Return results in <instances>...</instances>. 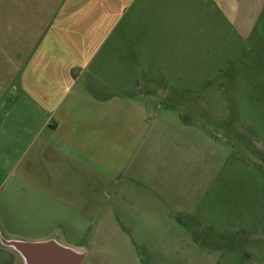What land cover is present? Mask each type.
<instances>
[{"label":"rangeland","instance_id":"374dc122","mask_svg":"<svg viewBox=\"0 0 264 264\" xmlns=\"http://www.w3.org/2000/svg\"><path fill=\"white\" fill-rule=\"evenodd\" d=\"M55 3L0 0V91ZM125 8L73 73L83 160L40 140L0 176V264L50 238L83 264H264V11L245 37L209 0Z\"/></svg>","mask_w":264,"mask_h":264},{"label":"crops","instance_id":"0c3cea01","mask_svg":"<svg viewBox=\"0 0 264 264\" xmlns=\"http://www.w3.org/2000/svg\"><path fill=\"white\" fill-rule=\"evenodd\" d=\"M54 1L48 13L50 17L43 20L40 27L32 32L23 31L12 46L5 45L10 70L5 90L0 91V176L11 174L13 166H17L27 150L40 140L44 145H55L62 156H70L65 160L74 164L83 160L79 149L85 147L86 135L78 132L81 127L72 116L73 73L79 66L80 55L104 40L113 26L110 19L114 22V17L118 16V20L134 0ZM233 1L236 0H209L229 19L232 15L228 14H244L243 19L234 15L237 19L234 26L242 36L250 37L263 18L264 0H250L251 5L244 12L235 7ZM101 16L105 20H100ZM64 41L65 47L60 49ZM2 48L5 49L4 45ZM48 241L59 243L54 238L32 242ZM16 254L25 264L23 257Z\"/></svg>","mask_w":264,"mask_h":264},{"label":"water","instance_id":"95a60500","mask_svg":"<svg viewBox=\"0 0 264 264\" xmlns=\"http://www.w3.org/2000/svg\"><path fill=\"white\" fill-rule=\"evenodd\" d=\"M2 245L18 252L25 264H83L86 255L61 246L55 241L30 243L19 240H2Z\"/></svg>","mask_w":264,"mask_h":264},{"label":"flooded vegetation","instance_id":"af4514ba","mask_svg":"<svg viewBox=\"0 0 264 264\" xmlns=\"http://www.w3.org/2000/svg\"><path fill=\"white\" fill-rule=\"evenodd\" d=\"M261 21H263V19ZM260 29H261V27H260Z\"/></svg>","mask_w":264,"mask_h":264}]
</instances>
